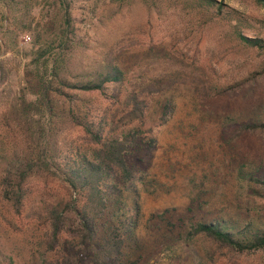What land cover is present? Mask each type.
Wrapping results in <instances>:
<instances>
[{
	"label": "rangeland",
	"instance_id": "374dc122",
	"mask_svg": "<svg viewBox=\"0 0 264 264\" xmlns=\"http://www.w3.org/2000/svg\"><path fill=\"white\" fill-rule=\"evenodd\" d=\"M57 1L0 0V181L10 159L23 149L17 128L5 116L33 70L39 46L32 43L49 17H62ZM68 1L77 43L65 56L72 70H100L108 49L126 39L119 62L130 80L170 72L196 78L205 68L225 90L207 106L197 101L190 85L173 92L176 110L159 131L151 160L152 186L141 191L143 258L149 256L148 264H264V252L240 254L202 235L188 236L192 224L220 217L244 221L256 214L264 227V134L239 132L248 122L264 120V52L232 42L226 26H205L194 0H156L158 7L148 0ZM218 1L250 19L251 26L241 28L245 35L264 39V5L256 0ZM161 52L183 56L173 62L158 58ZM251 177L259 183L248 184ZM166 211L169 220L185 226L162 222L159 217ZM36 234L2 199L0 185V264H30Z\"/></svg>",
	"mask_w": 264,
	"mask_h": 264
},
{
	"label": "trees",
	"instance_id": "16d2710c",
	"mask_svg": "<svg viewBox=\"0 0 264 264\" xmlns=\"http://www.w3.org/2000/svg\"><path fill=\"white\" fill-rule=\"evenodd\" d=\"M147 2L158 7L156 0ZM194 4L205 26H226L232 42L264 52V39L241 30L251 26L243 13L218 0ZM57 5L62 17H49L32 43L39 46L33 70L25 75L17 102L5 116L17 128L23 149L4 170L1 197L20 223L36 229L30 264H148L149 256L141 253L140 197L143 188L152 186L151 160L159 131L176 110L173 92L190 85L197 101L207 106L225 90L212 82L205 68L196 78L170 72L156 79L130 80L119 62L126 39L108 49L100 70H72L65 58L77 48L70 4L58 0ZM156 55L173 62L183 56ZM192 61L197 63L196 56ZM3 69L0 65V79ZM239 130L263 135L264 120L248 122ZM251 181L259 183L254 177L248 184ZM168 214L159 217L162 222L185 226L181 220L180 225L173 223ZM198 235L236 253L264 252V227L256 214L244 221L220 217L196 222L188 236Z\"/></svg>",
	"mask_w": 264,
	"mask_h": 264
},
{
	"label": "water",
	"instance_id": "95a60500",
	"mask_svg": "<svg viewBox=\"0 0 264 264\" xmlns=\"http://www.w3.org/2000/svg\"><path fill=\"white\" fill-rule=\"evenodd\" d=\"M260 1H262L264 3V0H260Z\"/></svg>",
	"mask_w": 264,
	"mask_h": 264
}]
</instances>
